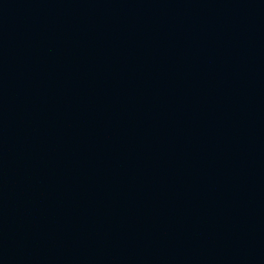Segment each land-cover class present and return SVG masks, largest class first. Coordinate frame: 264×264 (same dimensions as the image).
Listing matches in <instances>:
<instances>
[{"label":"water","instance_id":"95a60500","mask_svg":"<svg viewBox=\"0 0 264 264\" xmlns=\"http://www.w3.org/2000/svg\"><path fill=\"white\" fill-rule=\"evenodd\" d=\"M0 264H264V0H0Z\"/></svg>","mask_w":264,"mask_h":264}]
</instances>
